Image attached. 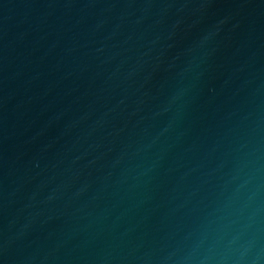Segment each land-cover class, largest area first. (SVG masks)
<instances>
[{
    "label": "water",
    "instance_id": "obj_1",
    "mask_svg": "<svg viewBox=\"0 0 264 264\" xmlns=\"http://www.w3.org/2000/svg\"><path fill=\"white\" fill-rule=\"evenodd\" d=\"M0 264H264V0H0Z\"/></svg>",
    "mask_w": 264,
    "mask_h": 264
}]
</instances>
